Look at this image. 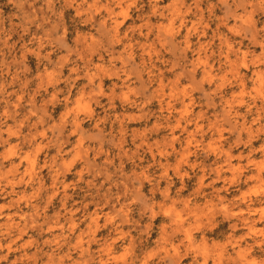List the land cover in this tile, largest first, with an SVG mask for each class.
<instances>
[{
    "label": "clouds",
    "instance_id": "obj_1",
    "mask_svg": "<svg viewBox=\"0 0 264 264\" xmlns=\"http://www.w3.org/2000/svg\"><path fill=\"white\" fill-rule=\"evenodd\" d=\"M0 264H264V0H0Z\"/></svg>",
    "mask_w": 264,
    "mask_h": 264
}]
</instances>
